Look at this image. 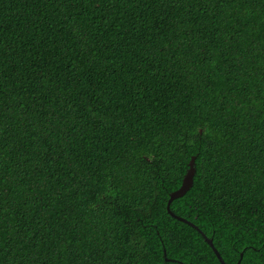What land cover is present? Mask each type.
<instances>
[{
    "label": "trees",
    "instance_id": "trees-1",
    "mask_svg": "<svg viewBox=\"0 0 264 264\" xmlns=\"http://www.w3.org/2000/svg\"><path fill=\"white\" fill-rule=\"evenodd\" d=\"M200 233L264 264V0H0V264H220Z\"/></svg>",
    "mask_w": 264,
    "mask_h": 264
},
{
    "label": "water",
    "instance_id": "water-1",
    "mask_svg": "<svg viewBox=\"0 0 264 264\" xmlns=\"http://www.w3.org/2000/svg\"><path fill=\"white\" fill-rule=\"evenodd\" d=\"M193 161L194 159H192L189 163V169L186 173V175L184 176L183 178V182H182V186L180 187L179 190H177L176 192L174 193H171L169 195V200L167 202V206H166V209H167V212L169 215H171L172 217L176 218L177 220L179 221H182L184 223H187L188 225L196 228L193 224H191L190 222L186 221L185 219H182L180 217H177L175 216L174 214H172V212L169 210V206L171 204L172 201H174V199L176 198H179L181 197L189 188L190 186L192 185V177H193V174H194V168H193ZM199 231V230H198ZM201 232V231H199ZM201 234V233H200ZM203 236V238L205 239V242L211 247L215 257L218 259L219 263L220 264H225L222 260V258L220 257L219 253L216 251V249L213 247L212 245V241L208 238L205 237V235L201 234ZM239 263V262H238ZM237 263V264H238Z\"/></svg>",
    "mask_w": 264,
    "mask_h": 264
}]
</instances>
